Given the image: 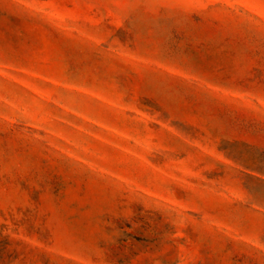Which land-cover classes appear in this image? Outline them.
Instances as JSON below:
<instances>
[{"label":"rangeland","instance_id":"1","mask_svg":"<svg viewBox=\"0 0 264 264\" xmlns=\"http://www.w3.org/2000/svg\"><path fill=\"white\" fill-rule=\"evenodd\" d=\"M0 264H264V0H0Z\"/></svg>","mask_w":264,"mask_h":264}]
</instances>
